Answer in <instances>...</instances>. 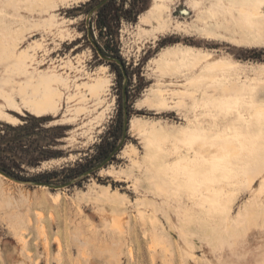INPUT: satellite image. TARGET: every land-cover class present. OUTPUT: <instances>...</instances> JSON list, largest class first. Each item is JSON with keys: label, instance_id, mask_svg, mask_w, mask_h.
Masks as SVG:
<instances>
[{"label": "rangeland", "instance_id": "rangeland-1", "mask_svg": "<svg viewBox=\"0 0 264 264\" xmlns=\"http://www.w3.org/2000/svg\"><path fill=\"white\" fill-rule=\"evenodd\" d=\"M85 1L30 11L25 1L0 0V37L13 42L16 54L42 42L38 70L58 71L69 81L60 86L56 111L35 112L17 93V107L7 110L0 98V107L17 117L0 119V160L20 171L19 165L28 178L78 166L118 133L123 104L131 109L124 114L128 132L111 158L71 183L43 187L0 170V264H264V190L257 194L247 184L253 175L255 186L264 184V111L257 110L264 105V0H164L162 9L140 0L136 21L120 24L117 58L100 52L108 38L98 34L96 7H78ZM255 5L263 14L249 22L238 8ZM204 53L238 67L201 80L212 72L209 62L192 65ZM69 59L78 71L65 66ZM5 63L0 60V79H27L8 74ZM103 67L110 79L105 93L93 97L77 88ZM190 78H200L196 101L186 100L182 109L152 105L159 89ZM224 84L241 92L225 94ZM31 116H44L31 140L54 156L29 162L11 148ZM211 144L220 146L215 154L199 155ZM207 156L220 164L202 175ZM52 193L60 195L55 200ZM117 214L113 224L109 218Z\"/></svg>", "mask_w": 264, "mask_h": 264}, {"label": "bare ground", "instance_id": "bare-ground-1", "mask_svg": "<svg viewBox=\"0 0 264 264\" xmlns=\"http://www.w3.org/2000/svg\"><path fill=\"white\" fill-rule=\"evenodd\" d=\"M17 1H25L26 5H30L27 7L28 10L34 11L35 9H38V6L41 8V10L48 11L49 9L55 10L57 6L59 5L60 0H36L37 4L32 5V0H17ZM63 1V0H62ZM9 4V2H8ZM155 7L162 9L163 7H166L167 5L164 4V0H155ZM17 9H21V6H17ZM238 10L246 14V19L249 22H252L254 20V17L261 16L263 13L260 10V7L258 5H255L252 10H248L245 7H239ZM23 19V17H21ZM13 42H10L6 44V39L3 37H0V60H6L5 67L6 72L14 73L18 76L21 75H27V79L25 81L16 80L15 78L11 76H6L0 79V98H3L6 101V104H2L3 106H7V110H14L15 107H17V99L15 94H19L23 96L24 102L35 112H49L50 110H57L59 105V100L63 97L64 92L60 89V86L64 85L65 87H69V81L67 78L64 77V75L58 71H43L38 70V66L35 64L40 63L37 59V49L42 48V42H37L36 45L32 49H24L20 53L16 54L14 52V47H12ZM209 62L210 69H212V72H208L203 74L200 78L205 79L206 81H212L215 80L221 71H226L227 69H231V67H238V64L232 63L230 61H223L221 59H217L212 53H204L201 54L196 61L193 62L192 67L194 69H197L201 63L203 62ZM65 66L69 67L72 70L78 71L79 68L75 63L69 59L66 61ZM35 69V72H37V75L33 74L34 71L30 72V69ZM105 67L101 68V72L98 76H95L91 79V81H83L80 83H76L77 88H85L89 91V94H91L93 97H100L105 91L109 88L110 85V79L104 75ZM200 78H190L186 81L179 83L176 88H164L159 89L157 91V97L151 98L152 105H154L156 108L159 109H171V108H178L182 109L186 107L184 104L186 103V100L190 101H196L198 99V90L197 87L199 86V79ZM223 90L225 94H239L241 92L240 88L235 87L234 85H223ZM207 91L204 90L203 93H206ZM77 95V94H76ZM68 99L76 100L75 95H70L67 97ZM257 110L264 111V105H261L258 107ZM0 119H5L8 121H15L17 117L11 115L10 113L6 112L0 107ZM131 124L133 126V129L138 132V134H141V128L139 126L138 119L133 118L131 120ZM220 146L217 144H211L207 147H200L197 151H199V155H206L207 152H210L212 154H215L219 150ZM235 151V149H234ZM218 157L216 156H207L206 161L203 165H201V168L204 169L202 172V175H210L211 171L213 169H216V166L220 163H212L213 160ZM261 172V170H260ZM6 175V174H5ZM2 173H0V176H5ZM264 175V174H263ZM262 175V176H263ZM257 176H249L247 180V184L249 188L254 189L257 194H261L264 190V184L260 183V185L255 186V182ZM264 180V178H263ZM43 187H47V185H42ZM51 195L54 196V199L56 200L60 193ZM125 211H122L123 213ZM139 215L144 222L145 219V213L144 210H139ZM121 216V215H120ZM254 217V216H253ZM123 219H125L122 216ZM41 219V218H40ZM110 221L113 224H117L120 221V217L117 215H112L110 218ZM121 219V221L123 220ZM42 222V223H41ZM110 223V224H112ZM122 223V222H121ZM112 224V226H113ZM118 226V225H114ZM122 226V225H121ZM119 225V227L121 228ZM38 227L40 229H45L46 225L45 222L39 221ZM123 227V226H122ZM147 233H145L146 235ZM22 235V234H21ZM20 238L21 240L25 239L23 238V235ZM25 237V236H24ZM46 246L49 247L50 243L49 240L46 238ZM152 245L155 247L157 243L153 240ZM60 248V246H59ZM165 262V259H163ZM163 262V263H164Z\"/></svg>", "mask_w": 264, "mask_h": 264}, {"label": "trees", "instance_id": "trees-1", "mask_svg": "<svg viewBox=\"0 0 264 264\" xmlns=\"http://www.w3.org/2000/svg\"><path fill=\"white\" fill-rule=\"evenodd\" d=\"M139 2L140 0H87L80 3L78 6L80 8L83 6L96 7L97 18L95 20V26L98 30V34L101 37L107 36L108 38L104 46H99L100 52H102L104 55L109 56L110 58L119 57V50L113 47L118 44V32L120 24L123 19L128 21H136L140 10L144 8L143 4H139ZM130 111V106L123 104V107L119 109L117 115L116 129L118 133L114 134L112 138L105 137V139H103L97 145L96 153L87 158L85 162H78V166L69 164L68 166H63L61 168H54L39 172L32 178H28V176L21 174V171L24 170L21 169L19 165L18 168L20 171L4 164L0 160V170L8 176L18 180H34L52 185L59 183H71L79 175L92 170L96 164L102 163L106 159L111 158L113 151L117 148L120 139L124 135L126 121L124 114L125 112L130 113ZM43 118L44 116H31V123L30 121H27V123L21 126V130L24 134L22 138H14L12 140L13 147L11 148L15 151V153L18 151L19 153L21 152L29 156V162H31L33 159H41V157H50L55 155L47 153V151L44 150V148H41L38 143L35 145V141L31 140L33 129L37 126V122L41 121ZM57 127L46 129L54 130Z\"/></svg>", "mask_w": 264, "mask_h": 264}, {"label": "water", "instance_id": "water-1", "mask_svg": "<svg viewBox=\"0 0 264 264\" xmlns=\"http://www.w3.org/2000/svg\"><path fill=\"white\" fill-rule=\"evenodd\" d=\"M128 126H129V122L127 121V122H125L124 139H125L126 134H127V132H128ZM118 150H119V147H117V148L115 149V152L118 151ZM39 184H41V185H47V186H51V187H56V185L45 184V183H43V182H39ZM60 186H64V185H60Z\"/></svg>", "mask_w": 264, "mask_h": 264}]
</instances>
